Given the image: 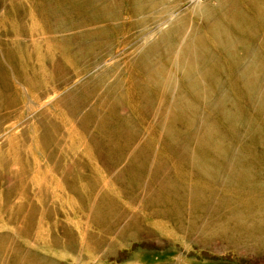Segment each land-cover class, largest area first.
Returning <instances> with one entry per match:
<instances>
[{
	"label": "rangeland",
	"instance_id": "1",
	"mask_svg": "<svg viewBox=\"0 0 264 264\" xmlns=\"http://www.w3.org/2000/svg\"><path fill=\"white\" fill-rule=\"evenodd\" d=\"M160 1L137 0L134 4V8L137 9L136 16L134 17L128 16L132 5H123L121 16L117 22L118 26H114L113 22L93 26L88 24L86 28L74 31L73 33H82L81 35H83L84 31L90 29H108L105 32L106 34L104 33L108 41L106 44L94 42L98 39L96 37H89L87 41L93 39L91 45L94 49L92 52L94 53L88 57L86 64L79 65V69L81 70L78 74L79 76H74L68 83L57 86L47 93L45 92L44 96L39 98L37 94L31 92V85L28 86L27 83L22 82L21 78L23 77L20 76L22 71L15 70L13 72V69L11 70L10 64L6 60H8V52L14 46L12 43L18 39L13 35L14 31L11 25H15V30L18 29V18H21L24 20L25 28L30 35L23 36L24 40L22 41L28 42L24 43L21 49L26 52L25 55H27L26 57L29 60L27 66L30 67L27 70L34 68V71L31 73L35 72L34 74H36L34 78L30 74V80H33V83L37 79L42 78L38 76L42 73V70L49 72V65L46 62L38 61L41 66H36L38 53L40 52L39 54L42 57L47 49L45 40L48 34L44 33V16L38 15L34 7L42 4V0H19L18 5L25 9L24 12L21 11L19 16L17 15L18 6L13 8L11 0H6V2L0 0V60L3 62L2 65L8 70L12 83L20 89L22 97V102L20 103L22 106L17 105L9 109L6 108V111L4 110L3 114L11 115L9 120L4 121L2 116L0 118V157L5 158L8 148L16 150L23 148L26 150V156H24V153L22 154V161L25 166H27L28 162L32 166L30 172L21 181L22 186L20 189L16 188L9 192L10 201L7 204L14 208L25 199L27 206L21 213L22 219L28 217V215H33L35 222L28 231L26 230V234H20L21 230L18 228V224H14L9 220L7 209L4 208V212L0 213V249L2 250L0 253V264H11V262L20 264L17 262L19 261L16 260L17 258H24V261H21L22 264H264V261H253L254 255L258 254L250 252L249 254H244L237 251L236 248L228 247L217 251L216 247L212 245L206 246L210 244L204 245L202 243L205 237L210 239L215 236L220 237L219 235L225 233L222 225L226 217L224 210L218 207L221 201L219 196H212L207 202H203V198L201 200L191 199L190 196L194 190V187L191 188V185L195 184V180L199 174L197 171L187 172V166L181 160L184 157H190L193 160L194 155L195 157L199 155L197 154L199 150L195 143L198 137L201 136V132H198L195 138H189L186 135V139L182 141L178 140V143L174 145L176 153L172 151L174 147L164 148L165 145L163 144L166 141L163 140V136L167 135L168 122L172 116V113L168 111L170 108L169 104L177 96L176 89L171 84L168 94L169 98L164 106V111L159 113V115L156 114L154 117H152L153 114L149 111L148 105L142 106L137 99L135 102L130 98L127 89L128 85L133 83L134 78H136V85L140 81L146 80L145 71L147 70V66H151L153 62L161 63L167 61L169 63L171 60L174 63V67L180 70V72L176 70V72L172 71V79L177 80L178 84L181 70H186L185 66L187 67L190 62L188 59H193L189 57L191 52L194 51L192 45L200 46L202 43L199 50L204 54H214L217 66L222 67L223 71H220V73L223 74L217 77V80L221 83L222 89L227 90L226 94L223 91L211 94L208 103L210 106H215L221 101L231 102V100H234L231 111L228 114L234 122V126L232 127L234 129H231L230 132L233 136L230 137V134L226 133L224 140L218 137L221 143L231 145L234 149L232 151V149L227 148L230 152L228 161L234 163L232 159L238 155L236 153L242 152V150L244 156L247 158L255 154L256 161L264 157L262 155L264 153V125L262 126V120H264V27H262V21L264 17L255 12L258 6L260 10L264 11V0H199L200 2L198 3L192 0H163L161 1L162 3ZM148 4H152L149 11H140L142 6ZM64 8L60 10V14L64 17H67L74 11L69 4H65ZM81 9L79 5V11ZM237 9L242 10L246 15L253 18V23L250 22L249 26L254 25L252 30H254L253 33L257 37H249L252 32L248 34V41L242 36H228V38H232L229 39V44L223 47L227 48V51L230 50L235 53L236 57L232 65L227 61L228 59L225 57L224 52L218 48L215 38L209 29L212 20L218 18V13L221 10L228 14ZM16 16H18L17 19ZM151 16L152 18H150ZM73 18L76 19L77 16L73 15ZM33 22L40 26L39 35L29 31L30 25ZM61 22L63 23V21ZM244 28L246 27L244 26ZM16 36L18 37V34ZM32 36L34 38H31ZM31 43L36 44L34 49L36 54L34 55ZM241 43H244V45ZM177 58L180 63H177ZM207 58H204L205 62H203L202 66H212L215 63L214 59L211 58L209 60V57ZM246 67H248V72L249 68L253 67L250 73L258 78L247 87L248 93L238 98L233 94L234 84L231 82V79L235 80V84L247 83L248 79L244 73ZM194 73H199L201 78L208 83L206 71L203 73L202 69L196 68L194 69ZM178 86L177 92H182ZM207 87L205 83L203 88L207 90ZM212 88H214V83ZM137 90L136 86V94ZM12 91L8 90V88H4V91L2 90V92L6 93V96H9ZM117 92L122 98V106H119L118 109L128 115L130 128L136 132V148L135 150L131 149L127 151L125 159L122 158V153L118 149L112 150L109 155L112 157V153L114 152L116 154L115 158L103 159L100 163L95 162L96 164H94L95 166L92 169L93 166H89L86 162L88 159H93L96 151L101 149L96 147H92L95 150L90 149L91 142L88 140H93L92 137L98 135L101 130L106 129H101L99 125L106 118L103 120L99 115L94 118L96 123L87 128V133L83 136L87 141L84 142L76 140V131L74 133L68 131V129L72 125L77 129L76 123L83 117H86L92 109H96L97 111L103 109V113H105L107 109L101 106L100 103L106 99L111 100ZM88 93L90 97L86 98ZM83 98H86V103L77 106L78 102ZM189 102L193 112L197 113L194 116L197 117L199 126H209L212 121L217 126H225V122L221 117L222 114L220 115L215 110L217 106L214 108L215 111L211 112L209 107L203 102ZM149 107L151 108V106ZM70 109L79 115L78 117L72 116L66 122L65 114ZM2 110L3 108H0V112ZM80 113L82 116H80ZM194 116H190L193 121ZM40 120L58 121V123L61 122L60 125L62 126L59 125L56 129L47 122H39ZM191 129L193 128H190L187 133H190ZM105 131L111 133V129H106ZM43 132L44 138H50V135L53 136L54 142L48 140L50 144L59 147L60 152L56 154L57 158L59 155L62 158L65 153H68L69 157L74 160L72 154L67 150L71 151L72 146L77 147L76 152L80 154V159H82L79 161L83 162L78 170L86 174L83 177L79 176L77 178L78 192H71L62 176L57 172H52L55 163L48 161L42 147H39L37 145L38 142L34 139L35 136L42 137ZM257 134L259 137H256ZM188 135L190 136V134ZM24 136L29 139H24ZM58 139L62 142L59 146L56 145L57 142H60ZM115 139L113 138L112 141ZM176 139L175 137L174 140ZM205 140L201 141L208 143V137ZM245 144H248V146L244 148ZM181 147L185 149L183 156L175 158ZM103 150L102 152L104 153ZM132 150L134 151L131 152ZM135 151L134 160L132 159L129 162H136H126ZM16 159H18V156H13L11 161L13 167H16L14 166L17 163ZM114 161L118 162L117 166H113L112 169L110 168L111 170L109 169L110 172L108 173L104 172L103 166L107 164L112 165ZM248 161L250 163L252 159H248ZM201 162L207 163L208 159L202 158ZM245 162L247 165V161ZM132 164H136V166ZM156 166H165L164 172L156 173L159 177H163L161 179L174 178L179 183H184V194L182 197V202L183 200L184 202L182 203L181 214L178 217L182 220H180V224L186 226V232H183L186 238L174 233L177 232V228L173 225L169 226L168 221L165 223V226L169 231L158 230L159 237L157 239L148 238L146 237L147 235L142 236V238L135 236L137 233V227L136 229L134 228L136 225V215L138 214L137 218L140 217L142 219L143 217L145 224L151 222L152 219L144 215L145 211L143 207H152L148 203L149 200H147L149 194H145L147 188L152 187L154 190L159 188L156 182L158 178H153ZM39 167L44 171L51 170L50 176L43 177L39 174L37 171ZM129 167H132L135 172L130 176L123 177L128 183L127 186H120L116 178H111L119 168L120 170H126ZM177 168L180 170V173L179 171L177 172ZM94 169H99L100 178L93 175ZM179 174L185 177H180ZM2 176L0 175V180L3 182L4 177ZM140 177L142 178L141 181H139ZM15 179H7L9 181L8 185L13 186L15 184L13 186L15 187L17 180H21V178ZM225 180L227 181V179ZM135 181L136 186H134ZM6 186V184L0 183V195L5 193ZM92 188H95V194H91L93 197L92 203L91 205H87L85 201L86 197L83 196L87 195L86 192L90 193ZM158 193L160 195L163 193L160 188L158 189ZM163 194L166 196L164 198L166 201H178L173 196L169 199L166 193ZM41 195H44V204L43 202L42 204L40 203ZM97 200H113L117 203L119 206L117 217L122 214L119 220L115 218L112 221H106L107 223L98 224L96 218L99 220L105 217L106 209L101 206L102 203L98 204V209L95 207V210L92 209V205ZM261 204L260 201L257 203L258 206ZM43 212H48L47 215L49 216L46 217ZM189 221H191V226H189ZM31 222H33L32 218ZM131 225H133V229L129 228ZM110 227L114 234L108 233L107 229ZM123 227L124 229L131 230L132 238L121 239L117 236V231H122ZM169 233L173 234V236H170V239L167 237ZM227 233L229 232L227 231ZM228 237L232 241V244L237 241H243L235 237ZM259 237L264 238L262 236ZM65 242L68 244L67 247L59 249L58 243L64 244ZM224 243L226 244V241ZM258 243L255 246L259 247L263 241L259 240ZM215 244L217 243L215 242Z\"/></svg>",
	"mask_w": 264,
	"mask_h": 264
},
{
	"label": "bare ground",
	"instance_id": "2",
	"mask_svg": "<svg viewBox=\"0 0 264 264\" xmlns=\"http://www.w3.org/2000/svg\"><path fill=\"white\" fill-rule=\"evenodd\" d=\"M136 1L137 0H42V4H39L37 6L33 5V6L35 7V11L38 15L44 16L46 18L45 19L43 17V20L45 23L43 24H44V31H45L44 33L48 34L47 35L48 37L45 40V45L47 46V49H46V52L43 53L42 57L39 54L40 52L38 53L36 66H41L40 63H38V61L46 62L47 65H49V72H45L46 70L45 71L42 70V73L38 75V76H41L42 78L37 79L33 83H32L33 80L32 81L30 80L29 75L31 74L34 78L36 74H34L35 72L31 73L32 71H34V68H32L31 70H27L30 67V66L29 67L27 66V63L29 60L26 57L27 55H25L26 52H24V50L21 49L24 43L28 42V41H22L24 40L23 36L24 35L30 36L28 33V30L25 28L26 27L25 22L21 18H18V22H17L19 26L18 29L15 30V27H14L15 25H11L13 26V31H14L13 35L14 37L18 39H16V41L12 43V45L14 46L11 47L10 51L8 52L9 56H8V60L6 61L10 64V68L11 70L13 69V72H15V70L22 71L20 75L23 77L21 78L22 82H24L25 84L27 83L28 86L31 85L30 87L31 92H33L34 94H37L39 98H42L45 92L47 93L48 91L52 90L53 88L57 86H61L65 83H68L76 75L79 76L78 74L81 71L79 69L80 68L79 65L86 64L88 57L94 53L92 52L94 49L92 48V45H91L93 43L92 42L93 39H90V41H87L89 37H96L98 39L94 42H100V43L106 44L108 41V39H106L107 36H104V33L108 29L107 30L104 28L103 29L100 28L99 30L90 29V30L84 31L85 33H83V35H81L82 34L81 32H80L81 34L73 33V32L78 29L82 30L86 28L88 24L93 26L96 24H101V23L109 24V22H113L114 26L115 25L118 26L117 22L119 21V18L121 16L123 5H129V6L132 5L131 9H129L130 12L128 13L129 14L128 16L130 17L136 16L137 9L134 8V4L136 3ZM192 1L197 2V3L200 2L199 0H192ZM4 2H6V0H4ZM18 3H19V0H11V5L13 8H16L18 6L17 15L19 16L21 11L24 12L25 9L20 7ZM65 4L67 5L69 4L74 9V11L72 9L73 12H71V14L68 15L67 17H64L62 14H60L61 13L60 10L65 9L64 8ZM79 5H80V8H82L81 11H79ZM151 6L152 4L144 5L140 8V11H144V10L149 11L151 9ZM258 7L255 9V12L259 14L260 16L264 17V11L260 10ZM218 14L220 16L218 15V18H215L212 20L209 31L214 36L216 44L218 45V48L220 49V51L224 52L225 57L228 59L227 61L233 65L234 58L236 57L235 53L230 50L227 51V48L223 46L226 44H229L230 42L229 39L232 37L228 38V36H233V35L236 37L242 36L248 41V34L252 32V34L249 35V37L256 38L257 35H255L253 33L254 30H252L254 25L251 27L249 26L250 22L253 21V18L246 15L242 10H239V9L235 11L233 10L232 12H229L228 14L224 13L223 10H221ZM73 15L77 16V18L74 19ZM18 16H16V19ZM150 18H152V16ZM61 21H63V23ZM17 23L15 22V24ZM254 24L256 23L254 22ZM244 26L246 28H244ZM262 27H264V20L262 21ZM39 29H40V26L33 22L30 25L29 31L31 33L35 32L36 35H39L38 34ZM17 34H18V37L16 36ZM236 34H239V35H236ZM31 38H34V37L32 36ZM224 40L226 41L223 44H221ZM200 41L202 40L200 39ZM33 42L35 43V41ZM85 43H88V44H85ZM241 44L244 45V43H241ZM35 45L36 44L31 43V46L33 48L32 49L33 55L36 54L34 52ZM201 45L200 46L192 45V49L194 51L191 52V55L189 57L193 59L187 58L188 60H190L189 65H187V67L185 66L186 70H181L182 72L179 74L180 80L178 84H177V80L172 79L173 78L172 71L174 72L176 70L180 72V70L174 67V63L171 60L169 63H167V61H164L161 63L153 62L151 66H147V70L145 71L146 80L140 81L141 83L139 82L136 85V78L133 77L134 78L133 83L128 85L127 89L130 94V98L133 101L136 102V99H137L140 102V104H142V106L148 105V108L150 109L148 110L152 112L153 114L152 117H154L156 114L159 115V113L164 111V106L166 105L167 100L169 98L168 94L170 92L171 84H172V87L176 89L177 96L171 100L172 102L169 104L170 108L168 107L169 108L168 111L172 113V116H171L170 121L168 122L167 135L163 136V140L166 141V143L163 144L165 145L164 148L168 149L170 147L171 148L174 147V145L178 143L177 142L178 140L182 141L183 139H186V135L189 138H195L197 137V133L201 132V136L198 137L195 143V145L198 147L199 152L197 154L199 155H196V157L194 155L193 160H191L190 157H184L181 160L182 162H185V165L187 166L186 168L187 172L197 171L199 174L198 178L195 180V184L191 185L192 186L191 188L194 187V190L191 192L190 196H191V199L194 198V199L201 200L203 198V202L204 201L207 202L209 199H211L212 196H219L221 198V201L219 202L218 207L219 209L224 210V214L226 217V220L223 222V225H222V229L224 230L225 233H222L221 235H219L220 237L215 236L216 239H214L215 237H212L210 239L205 237L202 243H204V245L210 244L206 246L212 245L216 247L217 251L223 250L226 247H228V248H236L237 251H240L241 253H244V254H249V252L253 254H258V255H254L253 261L255 260L258 262H263L264 261V249H263L264 238H260L259 236L264 237V157L256 161L255 154L247 158L244 156L243 150H242V152L236 153L238 155H236L234 159H232V162L234 163H231V161H228V156L230 155V152L227 148L232 149V151H234V149L231 147V145L221 143L219 141V138L224 140L226 137V133L230 134L231 129H234L232 128L234 126L233 119L231 116L228 115L229 112L231 111L234 100H231V102L221 101L218 105H215V106H210V104L208 103V100L210 99L209 96L211 94H213L214 92L216 93L220 91H223L224 94H226L227 90L222 89L221 83L217 80V77L223 74V73H220V71H223L222 67L217 66V61H216V57L214 54H210V55L204 54L203 52L199 50ZM263 46H264V43H263ZM207 57H209V60L211 58L215 60V63L212 66H207V67L206 65L202 66L203 62H205L204 58L206 59ZM177 63H180L178 58H177ZM2 64L3 62L0 60V108H3L2 112H0V118L3 117L4 121H7L10 119L11 115L3 114L4 110L6 111L9 108L20 105V103L22 102V97L20 95V89L17 88L12 83L8 70ZM253 67L249 68V72L247 71L248 67H246V69L244 70L245 76L248 79L247 83L235 84L234 83L235 80L229 77L231 79V82L234 84V89H233L234 96L239 98L247 94L248 93L247 87L250 85V83L254 82L258 78V77L253 76L250 73V70ZM196 68L202 69L203 73L206 71V78L208 80V83L206 80H203L201 78L199 73L197 74L194 73V69ZM205 83L208 86L207 90L203 88V85H205ZM213 83H214V88H212ZM136 86L138 88L137 94H136ZM177 86L181 88L182 92H179V91H178L179 93L177 92ZM219 86L221 87L219 88ZM4 88L5 89L8 88V90L10 89L11 91L12 90L13 91L10 92L9 96H6V93L2 92V90L4 91ZM75 91L77 92V90ZM87 95H86V98L90 97L89 93ZM86 98H83L81 101H79L77 106L83 103H86ZM121 101H122V98L119 96V93L117 92L115 94V97H112L111 100L106 99L100 103L101 106H104L107 109L105 113H103V109H100V111H97L96 109H92L86 117H83L79 122L76 123L77 129L74 128L73 125H72L73 127L70 126V128L68 129V131H72L74 133L76 131V134H75L76 140L84 142V141H87L86 138L83 137L85 136L84 134L87 133V130H88L87 128H89L91 125L96 123V120L94 118L97 115H99L100 118H102L103 120L106 118V120L102 121L99 125L101 126V129L102 128L111 129V133L105 131L106 129H104V130H101V132H99L98 135H95L94 137H92L93 140H88L91 142V146H89L90 149H93L92 147L101 149V150L96 151V155L93 159L91 160L88 159V161L86 162L89 166L91 165L93 166L92 169L95 166L94 164H96L95 162L100 163L103 159L115 158L116 154L114 152L112 153V157L109 155V153L112 150L118 149V151L122 153V158L125 159L127 156L126 152L131 149L135 150L136 148V132L130 128L131 126H130L128 115L124 114L122 111L118 109L119 106H122ZM189 101L203 102L205 105L209 107L211 112L216 110L220 115L222 114L221 117L223 118L225 122V126L224 127L217 126L215 125L214 121H212L211 125L209 126H206V125L199 126L197 123V117L194 116L197 113L193 112L192 107L189 104L190 103ZM20 106H22V104ZM149 106H151V108ZM216 106L217 108H215ZM78 115L79 114H75L74 111L70 109L67 112V114H65V121L68 122V120H70L69 118H71L72 116L78 117ZM80 116H82V114ZM190 116H194V121ZM39 122L41 123L47 122L49 123V125H52L56 129L59 127L61 123V122L58 123V121L54 122V120H46V121L40 120ZM56 123H58V125H56ZM263 125H264V120H262V126ZM190 128H193L191 129L192 131L190 133H187V131ZM185 130H186V133H185ZM188 134H190V136ZM231 136L233 135L230 134V137ZM42 137L35 136L34 139L38 142L37 145L39 147L40 146L42 147L48 161L49 162L53 161L55 163L53 166L52 172L53 171L57 172L62 176L63 180L65 181L67 187L70 189L71 192L73 191L78 192L77 178L79 176L83 177L86 174L81 173L78 170V168H80L83 162L79 161L82 159H80V154L76 152L77 147L72 146L71 151L67 150L69 153L72 154V157L74 158V160L71 157H69L70 155L68 153H65L64 157L62 158H61V155H59L57 158L56 154L60 152L59 147L53 146L52 144L48 142V140H52V142H54L52 139L53 136L50 135V138H44V132H43ZM175 137L177 138L176 140H174ZM207 137L209 141H207L208 143H205L206 141L205 139H207ZM256 137H259L258 134L256 135ZM23 138L26 139L28 137L24 136ZM113 138H116V139L112 141ZM201 140H205V141H201ZM59 141L60 142H57L56 144L57 146L61 145L62 143L61 140ZM246 146H248V144H245L244 148ZM175 149L176 147H174L172 151L176 153ZM102 150L104 151V153L102 152ZM134 150H132L131 152H133ZM13 152H15V154H13ZM184 152H185L184 147H181L177 153L178 155L175 158H179L183 156ZM23 153H24V156H26V150L23 148L17 149V150L14 148L13 149L8 148V153L5 156V158L0 157V175H3L2 177H4L3 182L2 180H0V183L7 185L5 187L6 189L5 193L3 195H0V213L4 212V208L7 209L9 220L14 224H18V228L21 230L20 234H26L28 229L31 228V226H33L35 223L33 219V215L32 216L28 215V217L22 219L21 213L27 206L25 199H23L20 202V204L14 208H12L11 205L7 204L10 201L9 192L13 191L16 188L20 189V187L22 186L21 181L24 180L25 176L30 172L32 168V166L29 165L30 162L27 163V166L24 165V162L22 161ZM135 154H136V151L132 154V156H130L126 160V162H129L132 159L134 160ZM16 155L18 156V159L15 160L17 163H15L16 165L14 166L16 167H13V164H11V161H12L13 156H16ZM262 155L264 156V153H262ZM202 158L204 159L206 158L208 159V162L209 161L211 162L210 163L201 162ZM248 159H252V161H250L249 163ZM194 161H197V162L192 163ZM245 161H247V165ZM133 162H136V161H131L129 163H133ZM200 163H205V164H200ZM117 164H118L117 161H114L112 165L107 164L103 166V171L108 173L110 172L109 169L110 168L112 169L113 166L116 167ZM132 165L136 166V164H132ZM76 166H79V167L76 168ZM164 170H165V166H156V169L154 170L155 176L153 178H156V177L158 178L156 180V182L158 183L157 184L158 187L162 190L163 193H166V195H168L169 199L172 198L173 196L174 198H177L178 201L174 202V200L172 199H171L172 202L166 201L164 200L166 196L163 193L161 195L158 193L159 188L155 190L152 187L147 188V192L145 194H149L147 196V200H149L148 203L151 204L152 207H146V206L143 207L145 211L144 215L146 217H151L152 219H151V222H149L148 224H145L143 217L142 219L140 217L137 218L138 214L136 215V225L137 226L135 225L134 228L136 229L137 227L136 229L137 233L136 235L135 234L134 235L139 236L140 238H142V236L147 235L146 237L148 238L152 237V238L157 239L159 237L158 230L162 229L165 232L169 231L165 226V223L167 221L169 223V226L173 225L177 228V232H174V233L185 237L183 232L184 231L186 232V226L180 224L181 219L178 217L181 214L182 203L184 202V200L182 202V197L184 194V183H179L178 180L174 178L161 179L163 177H159L158 175H156L157 172L159 173L161 171L164 172ZM176 170L177 172L179 171L180 173V170H178V168ZM37 171L43 177L50 176V172H51V170L44 171L40 167L38 168ZM133 172L135 171L132 167H129L126 170H120L119 168L117 172L111 178H116L119 181L120 186L121 185L127 186L128 183L125 181L126 179H124L123 177L127 175L130 176ZM93 175L97 176V178H100L99 169H94ZM179 176L185 177V176H182V174H179ZM15 178L16 179L21 178V180H17L16 186L13 187L15 184L13 186L8 185L9 181H7V179H15ZM225 179H227V181ZM141 180L142 178L140 177L139 181ZM134 186H136V181L134 183ZM94 191H95V188H92L90 190V193L86 192L87 195L83 196V197H86L85 201L87 205H91L92 203L91 200L93 198L91 194H95ZM43 201H44V195H41L40 203L42 204ZM259 201L260 203H262L260 206L257 205ZM113 202H114L113 200H97L95 204L92 205V209H94V207L98 209V204L102 203L101 206L106 209L105 217L99 220L98 218H96V221L98 222V224L99 223L101 224L108 220L112 221L115 218L119 220V218L122 216L121 214L120 216L117 217L119 206L115 202L113 204ZM44 203L45 202H43V204ZM47 213L48 212H43V214L46 217L49 216L47 215ZM119 214H120V211H119ZM249 217L251 218L249 219ZM31 218L33 222H31ZM178 224L179 226H177ZM189 226H191V221H189ZM132 227L133 225H131L129 228H132ZM121 230L122 231H117V236H119L121 239L133 237L130 229H124L123 227ZM144 230L146 231L144 232ZM107 231L108 233L110 232L111 234L113 233L111 227L108 228ZM227 231L230 234L227 233ZM172 233L167 234V237H169V239L171 238L170 236H173ZM228 236L235 237L239 240L242 239L243 241L242 242L237 241V242H234V244H232V241L229 239ZM259 240L263 241V243L259 247H257L255 245L259 244L258 243ZM224 241H226V244L224 243ZM215 242L217 244H215ZM59 243H58V246L60 247L59 249H61L62 247H67L68 245L67 242H65L64 244H59ZM1 252L2 250L0 249V253ZM16 260H19L17 262L22 264L21 261H24V258L23 259L17 258ZM11 264H17V263L11 262Z\"/></svg>",
	"mask_w": 264,
	"mask_h": 264
}]
</instances>
